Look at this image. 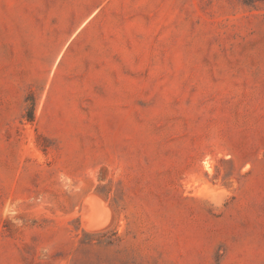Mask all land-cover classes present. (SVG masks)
<instances>
[{
	"label": "rangeland",
	"instance_id": "1",
	"mask_svg": "<svg viewBox=\"0 0 264 264\" xmlns=\"http://www.w3.org/2000/svg\"><path fill=\"white\" fill-rule=\"evenodd\" d=\"M0 264H264V5L0 0Z\"/></svg>",
	"mask_w": 264,
	"mask_h": 264
},
{
	"label": "bare ground",
	"instance_id": "2",
	"mask_svg": "<svg viewBox=\"0 0 264 264\" xmlns=\"http://www.w3.org/2000/svg\"><path fill=\"white\" fill-rule=\"evenodd\" d=\"M89 197H91V196H89ZM91 201H92V203H94V205L96 204L97 206H99L98 204H101L100 202H101V200L99 199V198H97V197H95V196H92L91 197V199H90ZM87 201V200H86ZM84 202L85 204L88 202ZM91 203V204H92ZM103 204H104V202H103ZM103 204H101V207H98V208H100L101 210L104 208L103 206L105 205L106 206V203L103 205ZM93 205V204H92ZM97 206H95L96 207V209L95 210H97ZM94 206H93V208H95ZM88 208V207H87ZM92 208V207H91ZM107 208V207H106ZM86 209V208H85ZM84 209V213H86V210ZM100 209H98V210H100ZM108 209V208H107ZM106 209V210H107ZM110 209V208H109ZM91 210H89V212H90ZM108 211V210H107ZM100 212V211H99ZM103 212L105 213L106 211H101L100 213L101 214H103ZM97 213H98V211H97ZM100 213H99V217H100ZM105 214H107V212L105 213ZM104 214V215H105ZM92 215V214H91ZM85 215H83V217H84ZM90 216V215H89ZM88 216V217H89ZM82 217V218H83ZM106 217V219H105V221L107 220V215L105 216ZM104 218V217H103ZM87 220V219H86ZM100 220H102L101 218H100ZM105 221H103V222H105ZM99 222V221H98ZM101 222V221H100ZM99 222V223H100ZM85 223V222H84ZM98 224V223H97ZM104 224H106V223H104ZM84 226H85V224H83ZM100 226H101V223H100ZM103 226H105V225H103ZM103 226H102V228H103ZM109 226V225H108ZM96 228H97V226H95ZM94 228V227H93ZM106 228V227H105ZM100 229H101V227H100ZM91 230V229H90ZM92 231V230H91ZM95 231V230H94ZM97 231V230H96ZM90 232V231H89ZM99 232V231H98Z\"/></svg>",
	"mask_w": 264,
	"mask_h": 264
},
{
	"label": "trees",
	"instance_id": "3",
	"mask_svg": "<svg viewBox=\"0 0 264 264\" xmlns=\"http://www.w3.org/2000/svg\"><path fill=\"white\" fill-rule=\"evenodd\" d=\"M240 1L248 5H255L256 3H260L264 5V0H240Z\"/></svg>",
	"mask_w": 264,
	"mask_h": 264
}]
</instances>
